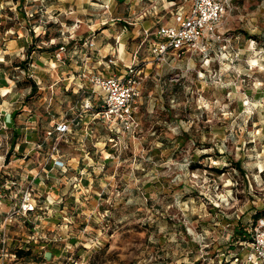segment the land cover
<instances>
[{"label": "rangeland", "instance_id": "obj_1", "mask_svg": "<svg viewBox=\"0 0 264 264\" xmlns=\"http://www.w3.org/2000/svg\"><path fill=\"white\" fill-rule=\"evenodd\" d=\"M9 1L14 6L18 0ZM25 2L39 12L28 16L34 14L53 37L43 38L49 39L47 45L34 46H65L60 60L58 47L52 50L54 60L72 66L70 90H76L73 95L83 101L80 113L88 118L67 116L62 104L50 108L53 117L47 119L39 153H24L5 167L0 238L4 233L6 243L4 248L0 244V264H245L250 249L232 235L234 228L250 233L256 212H264V0H230L221 38L208 54L170 56L165 75L150 73L148 47L155 35L147 40L136 36L134 23L145 21L149 33L156 30L155 21L172 24L180 0ZM109 26L112 35L102 32ZM122 43L125 59L138 49L148 74L137 102L140 124L133 133H112L95 117L101 96L89 81L90 73L107 67L105 54L115 51L112 56L118 57ZM145 97L151 104L140 103ZM56 116L79 124L53 150L55 136L46 132L53 130ZM55 159L63 164L56 165ZM69 160L78 167L87 164L73 179L74 193L106 192L112 201L107 215L70 217L80 202L64 201L66 214L58 223L52 220L56 201L51 193L70 191L65 184L71 179ZM31 165L35 170L30 171ZM85 175L89 184L83 188L80 177ZM28 187L34 188L35 210L22 214L18 209ZM18 247L30 248V255L15 257Z\"/></svg>", "mask_w": 264, "mask_h": 264}, {"label": "crops", "instance_id": "obj_2", "mask_svg": "<svg viewBox=\"0 0 264 264\" xmlns=\"http://www.w3.org/2000/svg\"><path fill=\"white\" fill-rule=\"evenodd\" d=\"M15 2L14 6H11L9 0L0 1V178L2 179L4 175L8 173L4 170L5 167L9 166L12 162L19 160L21 155L23 156L24 153L31 152L39 153L36 148L39 144L43 143V133L46 128L47 119L50 120V116L53 117L50 108L55 109L58 104H62V107L66 108V115L74 117L76 114L81 112L79 107L83 102L76 99L73 95V93H76L75 89L70 90L72 83L70 75L72 74L71 72L74 71L72 70V66L66 64L59 66V64L54 60L53 51H40L38 49L41 47L46 49L48 46L36 45L29 53L27 52L30 45L35 44L36 42H39L42 45H47L46 43H48L49 39L43 40V36L48 30L47 26L43 30L44 27L41 20L38 21V19L28 16L29 13L33 12L38 17L39 12H37V8L26 7L25 0H18ZM179 6L176 7L175 11ZM174 12H172V16ZM143 15L146 16L147 14L143 13ZM143 15L142 17H144ZM50 18L51 16L47 21H50ZM173 23L174 21L172 24ZM134 24L137 27L135 30L136 36L140 34L144 35V32L149 31L148 29H150V27L146 28L145 21L136 22ZM153 25L156 26V29L163 26L159 21H155ZM35 28L43 31L38 33L34 32ZM124 29H126V27H124ZM102 32L112 35L115 31L112 26H109L102 29ZM121 33L124 35V31H121ZM48 36L51 40L53 39L49 32ZM122 44L124 45V48L123 51H121L120 48L118 49L117 59H121L124 64L131 63L135 57L137 60L138 54H135L138 49L133 52V56L130 55L128 60L125 59V43ZM150 46L151 42L149 44L148 51L150 50ZM113 53H115V51L112 52V54ZM107 55L110 54H105V56ZM27 56L33 61V64H31V66H29L26 70L22 71L19 69L17 64L23 61ZM152 62L153 63H151V65H153V68H151L150 73L156 72L160 75H165V64L159 65L153 60ZM106 68L102 69V72L105 75H110L114 72H116V74L123 72L122 69H119L120 65L112 66L110 69L108 67ZM80 69L81 70L78 71H80L81 74L83 69ZM28 76L29 78H32L37 86L36 95H30L31 87L28 83L24 82ZM146 82L144 84H146ZM52 92L55 93L54 96L50 95ZM145 98L146 100L141 102V99L140 103L142 104L146 102L151 104L152 99H147V97ZM80 115L81 118L83 116L85 117L83 121L88 118L87 114L80 113ZM136 118L140 124L138 106ZM52 121L58 123L59 116L52 118L51 122ZM79 131L81 132L82 129ZM74 147L76 151H81L80 145L76 144ZM94 147L97 148V145ZM98 149L99 148H97V152L99 151ZM93 150L94 149L92 148V153H95ZM80 157H83L82 151L80 152ZM12 158L15 159L12 160ZM68 165H71L72 169L69 173L71 174V179L70 181L65 182V184L68 185L70 191L66 194L59 193L58 191L56 193L54 191L51 193V199L56 201L55 206L53 205L54 214L52 220L58 223L60 222V217H62L63 214H66L63 208L67 207V205L62 204L64 201L71 204H73L74 201L80 202V206L77 205L74 211H69L70 213L67 216L70 217L77 215L83 216L87 219V217L95 215H107V213L110 212V205L112 206V201L111 197H109L106 192L101 195L97 192L88 195L85 193H74L76 182H74L73 179H75L76 175H78L87 165L86 161H83L82 165L78 167V165H75V163L69 160ZM31 166L30 171L35 170V165ZM49 175L53 177L52 173ZM34 180L39 184V177L35 176ZM80 180L82 187H87L89 184L88 176H81ZM3 201L7 204L10 202L7 198ZM90 206H96V208ZM29 214L31 215V213ZM27 224L28 226H31L30 223L27 222ZM33 228L31 226L30 230L33 231Z\"/></svg>", "mask_w": 264, "mask_h": 264}, {"label": "built area", "instance_id": "obj_3", "mask_svg": "<svg viewBox=\"0 0 264 264\" xmlns=\"http://www.w3.org/2000/svg\"><path fill=\"white\" fill-rule=\"evenodd\" d=\"M180 6L173 14L172 25H163L154 32H144V38L148 39L151 34L155 40L151 42L150 54L156 64H165L173 57H182L186 54H198L206 56L212 43L221 38L220 28L224 18L231 9L230 0H180ZM89 42V46H93ZM65 46L58 47L56 58L60 60V53L64 52ZM138 54V50L135 55ZM119 61L124 67L120 74L104 73L89 74V81L102 100L101 107L95 113V117L108 124L111 128L118 126L121 131L133 133L137 130L139 123L136 118L137 102L141 96L143 81L148 77L144 68L136 57L129 64H124L121 59L111 56L103 62L108 68L117 66ZM85 77V75L83 74ZM83 86H80L82 88ZM91 109L93 106L88 105ZM79 122L75 119H63L55 123L52 131L46 132L48 136H55L53 150L64 136L72 131L73 126ZM55 164L61 166L63 163L54 160ZM34 188L28 187L18 209L22 214L35 210ZM2 193L0 190V201ZM11 216L5 218V223L10 222ZM2 248L6 243L4 233L1 234ZM247 246L250 251L246 255L245 264H264V217L256 220L251 228V240ZM235 259V261H237Z\"/></svg>", "mask_w": 264, "mask_h": 264}, {"label": "trees", "instance_id": "obj_4", "mask_svg": "<svg viewBox=\"0 0 264 264\" xmlns=\"http://www.w3.org/2000/svg\"><path fill=\"white\" fill-rule=\"evenodd\" d=\"M31 17H33V15H31ZM44 37H47V38L49 37L48 36V31L45 32L43 38ZM34 47H35L34 44H31L30 47L28 48L27 52L29 53ZM56 47H59V44H55V45L51 46V48H46L45 49L44 47H41V48H38V49L40 51H46V50L52 51ZM149 52H150V50H149ZM111 56H112L111 54L105 56V58H106L105 60L109 59ZM17 66L22 71L26 70L29 66H31L30 58L28 56L25 57L23 61H21L20 63L17 64ZM96 73H103V72L102 71H97ZM24 82L28 83L30 85V87H31L30 95H34L37 92V86H36L35 82L32 80V78L31 77L29 78V76H28V77H26V80ZM100 101L101 102L97 106H94V109L96 111H98L100 109V107H101L102 100H100ZM119 130H120V128L118 126H116V127L112 128L110 131H113L112 133H114V132L119 131ZM34 201H35V205H36V200H34ZM260 217H264V212H256V214H255V222ZM22 221L24 222L25 225L27 224L26 219H23ZM232 235L237 238V241L239 242V244L242 247L247 245L248 242H250V240H251V232L249 233L247 230H244L242 228H236L235 227ZM0 244H1V242H0ZM30 251H31V249L28 248V247H18V249L14 250L13 253H14L15 257L23 258V257H25L27 255H30V253H31Z\"/></svg>", "mask_w": 264, "mask_h": 264}, {"label": "bare ground", "instance_id": "obj_5", "mask_svg": "<svg viewBox=\"0 0 264 264\" xmlns=\"http://www.w3.org/2000/svg\"><path fill=\"white\" fill-rule=\"evenodd\" d=\"M123 48H124V45L121 44V45H120V50L123 51Z\"/></svg>", "mask_w": 264, "mask_h": 264}]
</instances>
